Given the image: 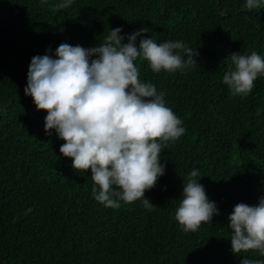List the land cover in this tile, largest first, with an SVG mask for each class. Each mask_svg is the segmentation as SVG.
Segmentation results:
<instances>
[{"label":"trees","instance_id":"trees-1","mask_svg":"<svg viewBox=\"0 0 264 264\" xmlns=\"http://www.w3.org/2000/svg\"><path fill=\"white\" fill-rule=\"evenodd\" d=\"M0 0V264H240L258 252L231 250L228 216L264 197V77L233 96L223 83L230 55L264 57V6L246 0ZM227 12L221 14L223 10ZM125 36L180 40L199 53L194 67L154 73L137 61L142 82L165 92L186 129L160 155L165 173L142 200L105 207L92 196L91 170L77 172L44 131L46 111L26 96L34 56L55 57L61 43L86 49L110 29ZM141 37L137 38V46ZM182 57L186 59L183 53ZM194 169L219 215L198 231L175 220L183 179Z\"/></svg>","mask_w":264,"mask_h":264},{"label":"clouds","instance_id":"clouds-1","mask_svg":"<svg viewBox=\"0 0 264 264\" xmlns=\"http://www.w3.org/2000/svg\"><path fill=\"white\" fill-rule=\"evenodd\" d=\"M72 3L62 0L56 8L66 9ZM261 6L264 0H246L243 7ZM121 32L120 27L110 29L102 43L88 49L61 43L56 58L34 56L24 93L31 96L37 110L47 112L44 131L51 135L54 130L64 141L59 151L71 159L72 168L91 170L92 196L97 202L118 209L121 201L142 200L151 211L156 205L145 198V192L155 188L165 173L161 152L186 129L166 105V93L141 81L136 62L147 61L154 73H172L194 67L199 53L180 40L158 43L153 37L144 38L148 28L127 35V43ZM230 60L223 83L231 95L246 96L256 79L264 77V57L256 51L237 52ZM198 176L199 170L194 169L183 179L175 210L174 218L186 233L198 231L220 214ZM228 220L232 252L252 251L264 257V197L256 205L236 204ZM240 264H264V259L242 257Z\"/></svg>","mask_w":264,"mask_h":264}]
</instances>
